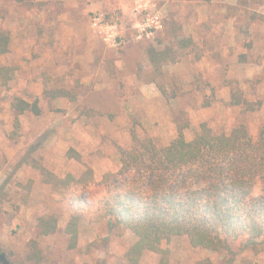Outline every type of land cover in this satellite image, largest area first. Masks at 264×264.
<instances>
[{"label": "rangeland", "instance_id": "1", "mask_svg": "<svg viewBox=\"0 0 264 264\" xmlns=\"http://www.w3.org/2000/svg\"><path fill=\"white\" fill-rule=\"evenodd\" d=\"M94 13L118 27L117 45L106 43L91 27ZM147 14L158 15L139 35ZM9 35L0 66L15 73L0 84V251L16 264H130L126 251L137 239L128 228L110 227L99 200L107 171L120 168L118 146L130 141L135 119L141 137L168 143L177 123L187 122L186 139L200 124L229 132L243 122L256 136L264 118V0H0V32ZM193 38L186 49L179 37ZM176 47V61L155 70L148 44ZM239 86L248 99L261 98L255 111L229 106ZM45 88H64L74 97H49ZM16 97L39 99L41 112L19 113ZM18 119L19 125L15 122ZM75 149L81 160L69 158ZM94 171L87 188L55 191L41 167L54 177ZM81 213L75 247L64 227ZM58 216V228L39 235L42 214ZM36 240L39 263L27 256ZM165 264H264L241 239L236 253L192 247L186 236H173ZM161 255L145 251L141 264H160ZM232 258V259H231Z\"/></svg>", "mask_w": 264, "mask_h": 264}, {"label": "trees", "instance_id": "2", "mask_svg": "<svg viewBox=\"0 0 264 264\" xmlns=\"http://www.w3.org/2000/svg\"><path fill=\"white\" fill-rule=\"evenodd\" d=\"M193 43L191 36L176 40L182 50ZM8 44L9 35L0 32V54L8 51ZM146 52L158 71L178 57L172 45L158 47L150 43ZM14 73V66L1 65L0 84L8 86ZM44 93L53 98L74 97L64 88H45ZM226 104L247 112L260 109L263 101L258 96L248 99L242 88L234 86ZM11 105L19 113L41 112L38 98L28 101L16 97ZM138 124L131 120L130 141L117 147L119 170L105 172L99 181L106 187V194L99 200L100 215L110 227L128 228L137 237L126 251L129 263L141 264L143 253L152 251L159 253L160 264H165L169 248L162 244L177 235L186 236L192 247L212 251L235 254L233 243L241 239L254 253L264 252V118L256 136L243 122L229 132H215L203 122L189 140L183 131L187 122H178L176 135L166 144L150 135L141 137ZM15 125H19L18 119ZM66 155L81 160L73 148ZM41 171L44 180L59 193L73 185L87 188L95 178L88 166L79 176L67 173L62 178L42 167ZM80 220L78 211L67 219L64 231L69 236V247L77 244ZM58 222L53 213L40 215L38 234L55 232ZM27 259L35 263L42 259L36 240H32Z\"/></svg>", "mask_w": 264, "mask_h": 264}, {"label": "built area", "instance_id": "3", "mask_svg": "<svg viewBox=\"0 0 264 264\" xmlns=\"http://www.w3.org/2000/svg\"><path fill=\"white\" fill-rule=\"evenodd\" d=\"M150 22L156 23L154 27H159L158 23V15L155 14H147L146 23L140 24L139 26V35L141 36L143 32H145L146 27L151 26ZM91 27L95 29L101 38L108 44L117 45V36H118V27L115 23H109L105 21L104 17L100 13H94L91 17Z\"/></svg>", "mask_w": 264, "mask_h": 264}, {"label": "flooded vegetation", "instance_id": "4", "mask_svg": "<svg viewBox=\"0 0 264 264\" xmlns=\"http://www.w3.org/2000/svg\"><path fill=\"white\" fill-rule=\"evenodd\" d=\"M0 264H16V263L8 259V256L6 255V253L0 251Z\"/></svg>", "mask_w": 264, "mask_h": 264}]
</instances>
